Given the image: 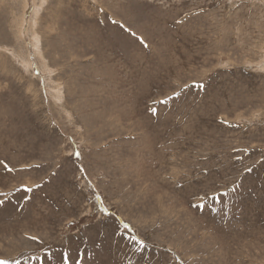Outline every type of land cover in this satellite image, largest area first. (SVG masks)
<instances>
[{
	"label": "rangeland",
	"instance_id": "rangeland-1",
	"mask_svg": "<svg viewBox=\"0 0 264 264\" xmlns=\"http://www.w3.org/2000/svg\"><path fill=\"white\" fill-rule=\"evenodd\" d=\"M65 254L264 264V0H0V261Z\"/></svg>",
	"mask_w": 264,
	"mask_h": 264
},
{
	"label": "snow or ice",
	"instance_id": "snow-or-ice-1",
	"mask_svg": "<svg viewBox=\"0 0 264 264\" xmlns=\"http://www.w3.org/2000/svg\"><path fill=\"white\" fill-rule=\"evenodd\" d=\"M141 43H142V44L144 43V41H143L142 39H141ZM145 46H146V45H145ZM197 87L202 88L203 85H198ZM176 96L178 97V96H179V93H176ZM161 103L167 104V103H168V100L161 101ZM4 167H5V169H6L8 172H12V171H14V169L10 168L7 164H5ZM249 171H251V169H249ZM24 191H26V192H31L32 189H31L30 187H26V186H25V187H24ZM225 194H226V193H222L221 195H225ZM131 240H132V242H134V243H136V244H138V245L143 246V242L140 241V240H138L136 237H132ZM63 259H64V264H69V257L67 256V254H65V256H64ZM0 264H6V262H5V261H0Z\"/></svg>",
	"mask_w": 264,
	"mask_h": 264
}]
</instances>
